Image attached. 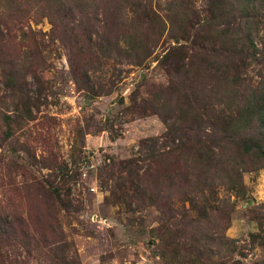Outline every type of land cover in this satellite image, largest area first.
<instances>
[{
    "label": "rangeland",
    "instance_id": "374dc122",
    "mask_svg": "<svg viewBox=\"0 0 264 264\" xmlns=\"http://www.w3.org/2000/svg\"><path fill=\"white\" fill-rule=\"evenodd\" d=\"M61 2L59 7L55 0H0V214L12 217L19 237L0 243V264H48L50 249L57 247L53 252L58 254L64 243L81 264H219L220 258L208 253L192 261L199 228L209 234L222 229L239 246L235 259L264 264L263 241L251 240L264 230V168L254 169V160L242 174L231 213L219 204L198 221L201 225L192 221L195 212L186 217L189 205L180 191L187 186L170 182L174 170L160 181L146 180L147 194L140 199L124 170L127 161L140 156L145 139L161 138L160 146L171 148L162 139L167 128L159 116L138 117L130 109L134 99L140 103L157 94L175 104L178 79L170 85L160 62L166 49L182 47L187 54L206 46L211 61L239 63L231 79L239 77L246 88L264 91V0H216L223 18L213 16L211 0H87L93 6L85 10L73 0ZM133 5L139 13L147 7L157 20L147 22L141 36L154 52L143 66L132 65L124 53L97 50L118 43L135 17ZM177 22L189 39L181 38ZM224 44L234 48L222 51ZM124 45L122 40L118 46ZM87 72L96 81L97 97L88 93ZM209 76L179 79L188 91L200 93L213 89L203 86L212 81ZM22 91L35 97L43 93V99L34 108L35 120L14 123L8 137L3 118L16 116L13 96ZM74 145L80 151L77 163L72 161ZM62 164L69 177L63 176ZM69 190L71 206L65 196ZM218 192L219 203L231 194L227 186ZM36 244L42 251L29 254L26 248Z\"/></svg>",
    "mask_w": 264,
    "mask_h": 264
},
{
    "label": "trees",
    "instance_id": "16d2710c",
    "mask_svg": "<svg viewBox=\"0 0 264 264\" xmlns=\"http://www.w3.org/2000/svg\"><path fill=\"white\" fill-rule=\"evenodd\" d=\"M55 1L59 7L62 5L61 0ZM73 2L76 8L82 10L92 9L93 6L87 0H73ZM211 2L210 10L217 13L213 16L223 18V11L220 6H216V0H211ZM132 7L131 11L135 17L129 21L130 27L123 30L118 43L112 47L98 46L97 50L105 54L109 53L110 56L115 53H124L132 65L143 66L154 52L149 44L144 43L141 36H145L147 22L157 21L156 14L144 6H142L141 13L136 5ZM128 11L130 10L126 13ZM177 25L178 30L183 32L181 38L184 36L188 38V31L184 29L183 24L180 25L177 22ZM136 26L142 32L138 31ZM172 30L177 33L176 30ZM122 40L125 45L118 46ZM225 45L222 51L234 48V46L229 48ZM202 47L203 50L200 48L197 51L194 48L191 53L187 52V54L182 51V47H171L166 49L161 58V65L170 77V85L172 78L178 79L173 84L172 96L175 104L157 94L149 100L141 99L140 103L134 99L130 108L138 117L153 114L161 118L167 128L162 139H165L164 144L171 146L170 150L166 151L165 145L160 146L161 138H148L140 142V156L127 161L124 165L127 177L139 199L147 194L143 188L146 180L149 183L153 176L155 181H160L163 173L174 170L175 173L168 179L181 187L187 186V189L180 191V194L189 205L186 209L188 214L186 217L188 218L190 212L197 214V217L192 220L194 223L208 217L210 209L217 211L219 204L228 208V214L231 213L229 207L233 210L235 206L232 198L238 196V191L243 187L242 174L250 169L248 162L255 161L253 163L258 166H253L254 169L264 168V91H258V88L257 90L246 88L239 77L231 79L230 77L238 73L239 63L236 61L213 62L208 59L210 57L206 50L209 48ZM194 58L199 60L198 63L193 61ZM193 69L195 72L191 73ZM205 73H210L208 79L213 78L210 83L203 82L205 88L207 85H212L213 89L209 92L204 88L200 93L195 90L188 91L185 82L179 79L182 75L185 77L192 74L193 78H197ZM87 76L91 84L87 89L88 93L97 97L99 91L94 90L96 81L89 76V72ZM43 95L41 93L40 96L35 97L33 94L22 91L19 96H13V104L17 107L16 116L8 114L3 118V123L7 126L6 135L8 137L13 134L14 123L21 124L35 120L34 108H40ZM137 109H142V111L138 112ZM118 137H123V135L118 134ZM75 147L76 145L73 148L72 161L77 163L80 151ZM156 165L163 169L162 172H158ZM61 166L63 176L69 177L70 170L67 164ZM154 171L157 174H154ZM103 175L107 179L109 172ZM221 186H227L231 194L221 199L219 203L218 188ZM52 193L57 202L61 203L60 206L67 209L68 205L61 200L59 192L54 189ZM70 194L71 190L65 196L68 197L71 206ZM152 199L155 201L154 197ZM198 223L201 225V222ZM194 234L192 245L194 252L192 251L193 255H190L193 259L208 253L210 258H220L219 264H244L234 257L239 251V246L234 240L227 239L222 229L209 234L199 228ZM8 236L14 239L19 238L15 221L10 216L0 214V243ZM251 240L253 243L263 241L264 245V230L262 229L258 234H252ZM204 241L207 243L205 244ZM61 245L64 250L58 254L53 252V249L57 247L50 249L51 258L48 264H81L75 251L71 256L70 244ZM26 249L29 254L41 250L38 244ZM193 259L192 261H197ZM197 263L198 261L195 264Z\"/></svg>",
    "mask_w": 264,
    "mask_h": 264
}]
</instances>
